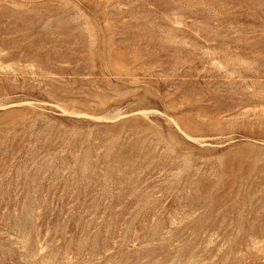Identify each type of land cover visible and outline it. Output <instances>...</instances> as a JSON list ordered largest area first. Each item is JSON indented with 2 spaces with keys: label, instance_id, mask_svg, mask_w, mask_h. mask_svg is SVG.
Wrapping results in <instances>:
<instances>
[{
  "label": "rangeland",
  "instance_id": "1",
  "mask_svg": "<svg viewBox=\"0 0 264 264\" xmlns=\"http://www.w3.org/2000/svg\"><path fill=\"white\" fill-rule=\"evenodd\" d=\"M0 264H264V0H0Z\"/></svg>",
  "mask_w": 264,
  "mask_h": 264
}]
</instances>
